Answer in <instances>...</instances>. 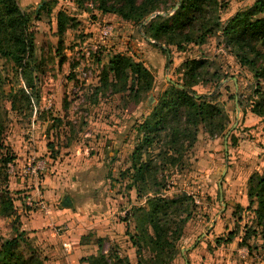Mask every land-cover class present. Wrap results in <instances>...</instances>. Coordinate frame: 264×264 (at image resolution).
<instances>
[{
    "label": "rangeland",
    "instance_id": "rangeland-1",
    "mask_svg": "<svg viewBox=\"0 0 264 264\" xmlns=\"http://www.w3.org/2000/svg\"><path fill=\"white\" fill-rule=\"evenodd\" d=\"M55 1L56 4L53 0H17L21 10L30 16L35 58L25 61L22 67L0 59V156L8 148L14 157V162L5 167L0 177V188L6 187L14 199L21 229H24L22 220L25 222L28 216L34 213L45 216L40 202L56 211L64 208L59 200V204L51 206L45 199L46 180L70 186L74 178L79 184L74 187L76 191L65 194L71 198V208L81 213H97L96 210L108 213L109 218L100 224L101 229L107 227L116 237L121 236L117 225L126 226L128 223L123 220L127 213L142 207L144 201L136 200L135 191L128 190L129 181L121 179L120 172L130 166L135 146L134 125L150 111L147 103L124 107L119 95L95 94L103 68L111 55L130 53L150 67L156 77L155 88L160 90L169 81L180 80V71L187 60L207 59L213 70L229 76L222 84L227 83L235 97L230 100L224 88L215 93L228 116V131L225 136L211 137L205 129L199 130L198 141L188 157V167L174 175L165 195L173 199L187 194L194 200L192 217L176 244V257L171 264H264V238L261 227L254 225L255 215L248 210L247 195L250 178L264 172V121L252 112L258 104L264 106V77L255 79L253 73L241 67L225 48L220 33L206 45L192 46L185 53L172 49L171 65L167 68L166 55L146 44L135 26H127L114 15L103 16L90 4L79 8L71 0ZM219 1L224 5L223 23L256 2ZM48 4L55 5L53 12L44 10L36 19L35 12ZM59 12H66L75 20L62 39L60 54ZM97 25L115 26L116 35L100 44ZM157 53L165 60L164 68L157 62L158 57L153 56ZM63 56L66 62L60 64ZM74 63L78 64L79 71H74ZM87 71L89 79L83 80L81 73ZM195 89L199 94H207L214 91V86ZM110 146L113 150L117 148V153L112 149L107 153ZM38 163L44 170L33 174L31 167L35 168ZM94 187L95 194H90ZM29 198L33 207L27 205ZM92 199L100 203L96 210L90 206ZM14 219L15 216H0L1 238L15 235ZM68 222L53 229L57 232L61 228L65 232L60 247L64 250L62 245L68 242L72 253L75 242L68 234L71 231ZM85 231L89 229L85 227ZM247 232L248 245H245L243 238ZM29 237L41 252V245L45 243L39 240H43V235L33 236L29 232ZM105 251V256L118 255L137 264L135 249L127 243L111 242ZM41 255L45 257L43 252ZM144 257H147L146 251Z\"/></svg>",
    "mask_w": 264,
    "mask_h": 264
},
{
    "label": "trees",
    "instance_id": "trees-1",
    "mask_svg": "<svg viewBox=\"0 0 264 264\" xmlns=\"http://www.w3.org/2000/svg\"><path fill=\"white\" fill-rule=\"evenodd\" d=\"M71 1L79 8L90 4L103 16L114 15L135 26L144 41L153 42L149 44L166 55L167 68L171 65L172 49L185 53L192 46L206 45L220 33L225 48L238 64L253 73L255 79L264 77V0H256L251 8L238 12L226 23L222 21L224 5L219 0ZM54 6L48 4L37 10L36 19L44 10L52 13ZM29 22L30 16L21 10L17 0H0V59L22 67L25 61L35 58V36ZM74 24L75 20L66 12L58 13L59 54L67 29ZM65 62L66 56H63L60 64ZM77 66L74 63L73 69ZM212 68L207 59L187 60L179 81H169L166 87L156 90V77L142 61L116 53L103 68L95 88L97 95L121 96L124 107L147 103L150 111L134 125L135 146L130 167L120 172L121 179L129 181L128 190L135 191L137 201H144L142 207L127 213L123 220L134 224V233H129L128 228L127 233L137 264H171L174 261L176 244L193 214L194 200L187 194L173 199L165 195L174 175L188 167V157L198 141L199 130L205 129L211 137L225 136L228 131V116L215 93L224 88L230 100L235 96L227 83L222 84L229 76ZM210 84L214 86L211 93L199 94L195 89ZM11 104L14 105L13 100ZM256 108L252 112L264 121V106L258 104ZM13 162L14 157L5 148V154L0 156V177L5 167ZM247 195L248 210L255 215L254 225L261 227L264 238V172L250 178ZM0 216H15V235L0 237V264H45L46 258L34 245L29 232L21 229L14 199L6 187L0 188ZM248 238L247 232L243 238L245 245H248ZM145 251L147 257H144ZM86 261L87 264H131L126 257H106L102 250L98 257Z\"/></svg>",
    "mask_w": 264,
    "mask_h": 264
},
{
    "label": "crops",
    "instance_id": "crops-1",
    "mask_svg": "<svg viewBox=\"0 0 264 264\" xmlns=\"http://www.w3.org/2000/svg\"><path fill=\"white\" fill-rule=\"evenodd\" d=\"M126 25L130 26V23L126 22ZM135 41L137 42V40ZM144 42L149 46H152L149 43H153L151 41H144ZM128 55H130V53ZM153 56L158 57L156 58L157 62L162 63L164 68L165 60L164 58L160 59V57H162L161 54L157 53L154 54ZM144 64L147 68L150 69V67L147 66L145 62ZM154 67L156 66L154 65ZM110 149L113 150V148H111L110 146L106 152L108 153L109 152L108 150ZM113 151L114 153H117V148H115V150ZM98 167H99L98 169H101L100 165H98ZM44 184H45L44 197L51 204V206L59 204L58 200L60 202H63L62 200L65 197V194L66 193L70 194L76 191L75 190L76 188L74 187L75 185H79L76 183V180L74 178L71 183L72 185L70 186L69 184L66 183L65 185L59 182L51 183L49 179L46 180ZM93 185L95 186L96 183H93ZM95 189L97 188L94 187L93 191L90 192V194H95L94 192ZM88 197L92 198L91 195H89ZM99 204H100L99 201L93 200L90 206H93V208L96 210L98 209ZM96 211L97 213H95L94 211L88 213L84 211L83 213H81L79 212V210L72 208L61 207V209L57 211L56 209L53 208V209H49L48 213L46 212L44 213L46 217L41 215V213H34L28 216L25 222L24 220H22V224H23V228L27 232H31V235L33 236L43 235L44 237L43 240H39L45 243L44 245H41L43 250V251L41 250V252H43L46 258V262L49 264H87L86 260H88L89 258L98 257L100 250H102V254L105 255L107 253V251H105V246L109 245L111 242L114 241H116L119 244L127 243L130 245V247H133L130 241V235L127 233V228L129 230V233L131 234L134 233V224L132 222H128V224H125L126 226H122V224L117 225V229L121 231L122 235L116 237V235L113 233L111 229L109 230L106 227L105 230H102L100 227V224L106 223V221L108 220L109 218V216H107L108 213L103 214L100 210H96ZM64 222H68L70 224L71 231H69L68 234L72 236L75 242L73 243L74 251L70 254L65 253L64 250L61 249L60 247L61 245L60 241L65 239L66 236L64 235L63 237L58 236L56 231H54L53 229L54 226L60 225ZM128 225L129 227H127ZM130 225H133V227L131 228ZM85 227L89 229L88 232L85 231ZM77 236H79L78 237L79 239L76 243L77 239L75 238H77ZM39 238L40 237L36 239L38 240ZM130 263L133 264L132 261H130Z\"/></svg>",
    "mask_w": 264,
    "mask_h": 264
},
{
    "label": "built area",
    "instance_id": "built-area-1",
    "mask_svg": "<svg viewBox=\"0 0 264 264\" xmlns=\"http://www.w3.org/2000/svg\"><path fill=\"white\" fill-rule=\"evenodd\" d=\"M97 29L99 31L98 40H99V43L102 45H104L106 43V40H108L109 38L114 37V35H116V28H115V26H112V25H104V26L97 25ZM94 53H97L96 50ZM89 56H90V53L87 52V57H89ZM75 69L78 70L79 69L78 66ZM75 69H74V71H75ZM89 76H90L89 71L81 73V77L83 80L89 79ZM43 165H44V163H43ZM31 170H32L33 174H36V173L40 172L41 170H44V166H42L40 163H38V165L35 168L31 167ZM27 205L30 207H33V202L30 198L27 200ZM39 205L41 206L42 210H44L46 213H48L49 208L43 202H40ZM56 233L58 236L63 237L65 232L61 228H59ZM63 247L67 253H70L72 251V245L68 242L63 243Z\"/></svg>",
    "mask_w": 264,
    "mask_h": 264
},
{
    "label": "water",
    "instance_id": "water-1",
    "mask_svg": "<svg viewBox=\"0 0 264 264\" xmlns=\"http://www.w3.org/2000/svg\"><path fill=\"white\" fill-rule=\"evenodd\" d=\"M176 9H177V7H176ZM157 14H155V15H153L152 17H154V16H156ZM158 15H163V14H158ZM152 17H150V18H148L146 21H145V23L144 24H147L149 21H150V19L152 18ZM234 82H236V80L234 81ZM236 104H237V98H236ZM237 113H239V108H238V106H237ZM236 126V125H235ZM234 126V127H235ZM229 135V134H228ZM227 137L228 136H226V139H227ZM223 199V196L221 195V200ZM72 201H71V198L69 197V196H66L65 198H64V200H63V202H62V206L64 207V208H71L72 207Z\"/></svg>",
    "mask_w": 264,
    "mask_h": 264
}]
</instances>
